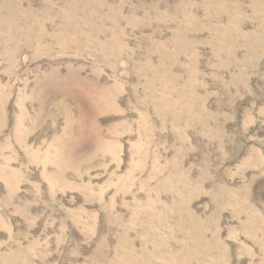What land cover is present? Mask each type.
I'll list each match as a JSON object with an SVG mask.
<instances>
[{"label": "rangeland", "instance_id": "374dc122", "mask_svg": "<svg viewBox=\"0 0 264 264\" xmlns=\"http://www.w3.org/2000/svg\"><path fill=\"white\" fill-rule=\"evenodd\" d=\"M0 264H264V0H0Z\"/></svg>", "mask_w": 264, "mask_h": 264}]
</instances>
